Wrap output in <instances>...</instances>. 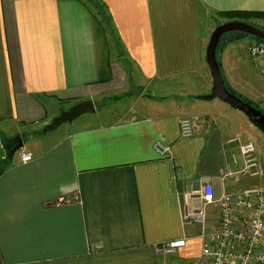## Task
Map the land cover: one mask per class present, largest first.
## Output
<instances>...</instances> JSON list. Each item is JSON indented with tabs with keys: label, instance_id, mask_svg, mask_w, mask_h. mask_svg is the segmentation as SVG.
<instances>
[{
	"label": "crops",
	"instance_id": "1",
	"mask_svg": "<svg viewBox=\"0 0 264 264\" xmlns=\"http://www.w3.org/2000/svg\"><path fill=\"white\" fill-rule=\"evenodd\" d=\"M99 2L106 26L86 0H0V264L189 263L202 225L184 221L183 190L204 177L216 196L254 185L221 179L256 126L205 98L206 48L230 20L218 12L264 11V0ZM249 40L225 37L217 48L235 93L262 74ZM83 100L94 112L46 129ZM185 117L200 122L191 137L179 134ZM17 134L23 146L11 159ZM172 238L185 246L157 250Z\"/></svg>",
	"mask_w": 264,
	"mask_h": 264
},
{
	"label": "built area",
	"instance_id": "2",
	"mask_svg": "<svg viewBox=\"0 0 264 264\" xmlns=\"http://www.w3.org/2000/svg\"><path fill=\"white\" fill-rule=\"evenodd\" d=\"M248 54L264 72V40L253 38ZM199 123L196 118H181L180 136H193ZM155 148L162 154L170 151L161 142H156ZM30 158L29 152H21V162ZM231 178L249 179L254 185L216 196L210 179L204 177L183 190V218L202 225L201 249L194 261L174 264H264V166L252 141L239 142L238 152L224 163L221 179ZM185 244V238H172L162 242L157 250L169 254Z\"/></svg>",
	"mask_w": 264,
	"mask_h": 264
},
{
	"label": "water",
	"instance_id": "3",
	"mask_svg": "<svg viewBox=\"0 0 264 264\" xmlns=\"http://www.w3.org/2000/svg\"><path fill=\"white\" fill-rule=\"evenodd\" d=\"M241 31L252 37L264 40V28L254 23L243 20H229L217 25L210 34L206 48V62L210 69L212 86L209 94L205 95L207 99H218L227 103L230 107L242 112L250 122L264 133V112L252 105L249 101L244 100L235 92L229 90L222 76L220 63L217 59V48L220 39L227 31ZM95 106L91 100L80 101L55 116L46 129H54L61 124L69 122L76 117L94 112ZM23 146V139L20 134L13 138L12 145L8 148V155L12 159L14 154Z\"/></svg>",
	"mask_w": 264,
	"mask_h": 264
},
{
	"label": "rangeland",
	"instance_id": "4",
	"mask_svg": "<svg viewBox=\"0 0 264 264\" xmlns=\"http://www.w3.org/2000/svg\"><path fill=\"white\" fill-rule=\"evenodd\" d=\"M259 19H260V22H264V18H251V19L246 20V21L253 23V21H256V20L259 21ZM217 20H219V19H216V23H217ZM208 23H212V22L208 21ZM256 25H258V24H256ZM258 26H260V25H258ZM263 27H264V25H263ZM237 36H245V37L250 38V40L251 39L253 40L252 36L245 34L244 32L237 31V30L227 31L226 33H224L222 35L221 38L237 37ZM250 40L248 41L246 47H248ZM248 60L250 63L252 62V60L250 58ZM255 63H258V62H255ZM260 71L262 72V74H260L259 72H256V74H254V76L252 78H250L251 81L249 82V84H245L241 87L236 86V87H234V89H236L235 90L236 93L238 95H240L241 97H243V99L251 100V101L255 102L257 105H259L260 107L264 108V74H263L264 72L262 71L261 67H260ZM237 89H240V90H237ZM147 94L149 95L150 91H147L146 95ZM117 98H118L117 95L113 96V99H117ZM110 99H112V98H110ZM95 107H97V106H95ZM68 108H66V109H68ZM66 109H64V110H66ZM61 111H63V110H60V112ZM64 124H68V123L66 122ZM244 132H245V134H247V136H250L249 137L250 140L254 143V145L256 147V155L262 161V164L264 166V133L257 127H255V133H251L248 130H245Z\"/></svg>",
	"mask_w": 264,
	"mask_h": 264
},
{
	"label": "trees",
	"instance_id": "5",
	"mask_svg": "<svg viewBox=\"0 0 264 264\" xmlns=\"http://www.w3.org/2000/svg\"><path fill=\"white\" fill-rule=\"evenodd\" d=\"M86 3L90 6V9L92 10V13L94 14V16H96L106 26L108 20H107L106 15L103 12L102 5L100 4L99 0H86ZM218 14L227 18V19H230V20L246 21V20H249L251 18H264V11H259V10H229V11L218 12ZM261 27H263V26H261ZM253 38L259 39L256 37H253ZM229 90L232 91L231 89H229ZM232 92H234V91H232ZM241 98H243V97H241ZM244 100H246V99H244ZM247 101H249L252 105L256 106L258 109H260L261 111L264 112V108L260 107L255 102H253L251 100H247Z\"/></svg>",
	"mask_w": 264,
	"mask_h": 264
}]
</instances>
